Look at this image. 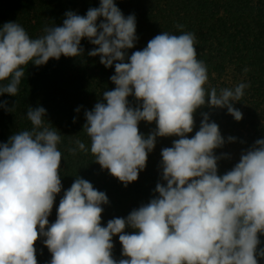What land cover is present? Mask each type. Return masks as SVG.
Wrapping results in <instances>:
<instances>
[{
    "label": "clouds",
    "instance_id": "9594fccd",
    "mask_svg": "<svg viewBox=\"0 0 264 264\" xmlns=\"http://www.w3.org/2000/svg\"><path fill=\"white\" fill-rule=\"evenodd\" d=\"M176 28L181 34L163 31L129 57L127 50L138 39L136 17L125 16L114 0H100L84 16L67 11L62 25H45L38 37L17 22L0 26V96H17L29 62L42 66L62 55L81 56L85 38L96 46L88 56H99L106 68L114 65L110 80L115 88L103 92L106 103L84 113L90 149L77 139L70 154L90 151L127 187L146 167L157 137H179L162 149L165 183L156 184L158 196L147 204L102 226L106 193L76 176L64 190L55 222L49 223L63 187L62 137L45 124L44 107L29 106L31 129L0 143V264H38L34 245L40 237L51 253L49 264H258L257 257L264 258V248H258V234H264V139L221 176L217 162L222 156L214 149L225 139L209 114H201L192 138L186 135L193 131L194 113L205 105L226 108L240 121L243 114L234 104L250 84L206 88L208 69L197 59L196 36L183 25ZM129 96L137 100L135 108ZM7 103L0 101V107ZM140 121L155 122L156 129L145 136ZM126 228L135 231L129 234ZM116 235L122 245L118 261L112 255Z\"/></svg>",
    "mask_w": 264,
    "mask_h": 264
},
{
    "label": "trees",
    "instance_id": "16d2710c",
    "mask_svg": "<svg viewBox=\"0 0 264 264\" xmlns=\"http://www.w3.org/2000/svg\"><path fill=\"white\" fill-rule=\"evenodd\" d=\"M125 16L136 17L135 46L127 50L130 57L142 50L147 43L161 32L179 35L176 25H183V31L196 36L194 45L197 59L208 69L206 88H232L238 83H249L241 101L234 107L243 118L236 121L226 108H209L207 105L194 113L192 138L199 130L202 113L209 114L215 122L225 143L214 149V154L222 156L217 162L218 175L230 171L240 160L241 153L253 146L257 139H264V0H114ZM100 0H0V26L13 21L25 28L31 37L43 34L45 25L60 26L67 11L81 16L89 8L99 7ZM102 19V18H101ZM99 22V20H98ZM84 53L79 57L61 56L50 59L45 65L35 66L31 62L25 68V77L19 85L17 96L4 94L0 101H7L0 107V143H6L16 132L30 130L32 125L26 114L28 107L42 106L46 109L45 124L61 133L58 149L62 153L60 177L62 191L57 194L53 209L48 217L53 223L57 217L59 201L64 190L70 188L76 176H80L106 193L109 203L102 205L101 225L110 219L127 217L134 209L147 204L158 196L157 183L162 180V149L171 147L177 136L157 137L155 148L148 153L146 167L139 172L138 179L124 186L108 170L102 169L90 153H69L79 139L90 149V140L83 131L86 123L85 111L92 110L97 102L103 101V92L113 90L115 85L110 77L115 74L114 65L106 68L100 57L88 56L94 45L85 38L81 41ZM248 71L245 73L244 69ZM130 106L138 105L134 96H129ZM14 111H7L13 108ZM80 108L77 112L76 109ZM75 119V122H74ZM139 132L145 136L156 129V123L140 121ZM228 137H235L229 142ZM135 230L126 228V233ZM261 241L258 248H264V234H258ZM38 238L34 247L38 264H49L51 253ZM113 258H122L119 236H113ZM258 264L264 258L257 257Z\"/></svg>",
    "mask_w": 264,
    "mask_h": 264
}]
</instances>
